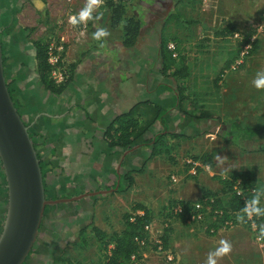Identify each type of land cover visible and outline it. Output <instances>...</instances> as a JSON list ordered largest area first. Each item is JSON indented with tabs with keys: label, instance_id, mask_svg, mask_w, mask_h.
<instances>
[{
	"label": "rangeland",
	"instance_id": "374dc122",
	"mask_svg": "<svg viewBox=\"0 0 264 264\" xmlns=\"http://www.w3.org/2000/svg\"><path fill=\"white\" fill-rule=\"evenodd\" d=\"M42 1L44 14L41 17L27 1H20L16 9L11 11L13 14L8 18L1 15L0 21L6 26L5 36L0 38L3 43L5 79L13 89L15 100L20 104L19 112L33 135H42V130H45L44 119L35 117L39 113V88L43 86L36 73L35 76L31 74L30 78L27 75L34 66L33 44L40 43L45 47L49 65L48 80L56 86L65 87L59 96L48 92L51 97L59 98L71 86L73 65L78 61L80 47H86L81 45L90 42L95 50H105L102 43H109L112 35L121 39V45L123 41L122 24L113 29L109 27V14L104 9L103 0L92 12L91 19L81 20V27L78 26L79 14L89 0ZM148 3V0H136L130 5L139 16L144 17L141 35L153 43L159 41L160 52V44L162 41L165 43V49L173 61L168 75L182 62L189 68L188 78L180 83L175 84L173 79L166 78L174 90L177 88L182 91V111L196 118L207 115L225 123L238 121L246 127H263L264 87L257 89L253 81L257 73H264V0H151ZM72 26L76 31L83 27L81 33H77ZM221 27H233L235 32L225 38L215 36ZM98 28L106 29L109 35L101 40L94 39L93 34ZM252 31H255L254 37L244 44L245 36ZM170 45L173 49L169 48ZM131 57L133 55L125 57L127 63L131 62ZM233 58L234 61L226 68ZM15 74L25 76L16 78ZM175 110L180 120L168 121L167 134L162 127L157 132L152 127L148 135L152 137L153 134L164 133L157 147L159 153L153 157L160 161L158 166L164 171L161 182L144 174L146 164L152 159H148L150 155L146 150L142 152L139 166L135 168L144 166L142 173H136L138 186L133 188L134 183L124 193L116 192L114 185L103 176L102 165L105 162L102 156L94 159L95 166L61 165L66 160L59 150L51 152L45 149L44 144L38 147L42 161L50 169L46 177V200L50 201L53 196L61 201L87 195L93 186L99 188L103 197L94 195L46 208L40 226L42 232H39L33 247V251L35 248L36 253L41 254L32 253L27 264H48L53 258L55 264H105L106 257L114 247L115 237L124 231L127 221L131 222V219L144 212L149 216V229H144L147 241L139 247V258L138 255L133 256L129 264H201L199 255H204L203 263L206 264L209 253L215 252L214 240L219 245L222 240L231 245L229 253L216 258L218 264H247L237 262L235 255L241 251L246 253L247 247L249 250L250 247L242 242L241 246L234 248L232 242L245 238L242 235L244 231L256 247L262 244L264 240H258L257 237L261 227H264V215L247 216L245 208L228 212L231 225H219L210 232L215 217L208 209L203 223L187 226L172 211L177 201L172 198L175 183L171 176H175L178 183L185 185L190 181L199 188L197 178L199 175L206 177L219 188L216 190L218 192H210L201 187L202 193L219 194L225 205L231 196L227 180L233 174L246 173L247 179H241L243 187L253 191L246 204L257 193H261L260 206L264 207V152L246 154L234 145L225 143L214 133L201 134L200 131L210 130L204 122H185L188 126L181 130L182 114L178 105ZM136 121L139 124V120ZM171 134L181 136L174 137ZM88 160L93 162L91 158ZM168 167L173 170L169 171ZM193 167L195 175L189 173ZM88 176L89 179L93 177L92 183L85 184ZM237 217L244 219L238 220ZM256 222H260V225L257 226ZM71 230H75L74 233ZM77 230L79 234L80 230L83 231L82 241L79 237L75 239ZM70 240L76 242L65 244V241ZM167 256L172 261H168Z\"/></svg>",
	"mask_w": 264,
	"mask_h": 264
},
{
	"label": "crops",
	"instance_id": "0c3cea01",
	"mask_svg": "<svg viewBox=\"0 0 264 264\" xmlns=\"http://www.w3.org/2000/svg\"><path fill=\"white\" fill-rule=\"evenodd\" d=\"M80 22L83 25L81 20ZM82 28L79 31L74 29L77 33H81ZM141 36L137 42L138 45L130 49L121 45L119 43L121 39H116L115 35L111 36L109 43H102L105 50H95V47H91L90 42H87V45H81L86 47L83 49L80 47L81 51L77 56L78 61L72 68L71 86L66 94L59 98H53L43 88H39V107L37 108L39 113L35 117L44 119L45 130H42L44 147L51 152L52 150L61 152L63 159L66 160L61 165L95 166L94 159L96 160V158L102 156L104 158L103 162H105L102 165L103 176L114 185L117 182L116 180H119L122 171L137 170L135 168L139 166L138 160L143 151L148 150V155L151 153V148L141 144L135 146L130 155L125 156V152L119 155L108 150L103 140V134L116 118L132 113L133 119H138L139 124L143 125L153 118L155 109L161 108L167 111L164 116L167 128L168 121L177 118L180 120L176 115V107H173L175 90L168 83V80L162 76L159 41L153 43L148 37L144 39L143 35ZM114 44L120 45L112 47ZM112 49L114 52H112ZM128 55H133V58L131 57V62L128 61L127 63L125 57ZM32 64L34 65L32 66L33 71L27 73L28 78L36 75L34 57ZM24 67L28 70L25 63ZM24 76L23 74H21V77L16 75V78H23ZM182 119L183 117L181 118L183 127L181 130H185L188 125ZM153 127L156 132L164 129L158 122ZM161 127L162 129H159ZM126 156L127 158H125ZM89 158L93 162H90ZM159 162V160L152 158L151 162L146 164L147 169L144 174L146 177H152L161 182L160 179L164 175V171L158 166ZM167 169L169 171L173 170L171 167ZM2 173L0 170V225L3 223L6 207V186ZM85 173L90 172L86 171ZM136 175V172L132 174L135 183L133 188L138 186ZM92 178L90 176L89 179L88 176V181H85V184L92 183ZM197 181L200 188L202 187L210 192H218L216 190L219 187L209 182L206 177L202 178V175H199ZM104 185L106 188V183ZM95 188L93 186V190L87 193L100 192L99 188L94 191ZM200 188L190 181L185 185L182 182H177L173 185L174 194L172 198L177 202H198L203 196ZM62 224L67 226L66 223ZM71 231L74 233L75 230ZM39 232L41 234V227ZM242 232L245 238L234 240L232 246L236 248V246H241L242 242H246L245 244L250 247V250L247 247L246 253L237 252L235 255L236 261L247 264H264V242L256 247L252 239L249 238L248 233ZM78 237L79 230L75 234V239ZM73 242L76 241H65V244ZM217 243V240L213 241L214 251L220 247ZM199 246H201V243ZM34 253L37 254L35 248ZM199 257L202 260L200 263L205 264L203 263L205 261L204 255L203 257L199 255ZM218 262L219 260H217V264ZM48 264H55V259L49 260Z\"/></svg>",
	"mask_w": 264,
	"mask_h": 264
},
{
	"label": "trees",
	"instance_id": "16d2710c",
	"mask_svg": "<svg viewBox=\"0 0 264 264\" xmlns=\"http://www.w3.org/2000/svg\"><path fill=\"white\" fill-rule=\"evenodd\" d=\"M22 1H31V0H22ZM33 5L38 11V15L41 17L44 14V3L42 0H32ZM34 1L36 3L34 4ZM104 1V9L109 14V27L111 29L121 27L122 34V45L127 48H133L141 37L143 25H144V17L139 16L136 11L130 8V5L136 0H103ZM153 1V0H152ZM180 1V0H177ZM151 3V0H148ZM176 2V0H175ZM5 5V8H2V4ZM148 3V4H149ZM7 4V5H6ZM12 0H0V14L6 15L10 17L13 13L11 12L13 9H16L17 5ZM41 5V6H40ZM171 16V15H170ZM173 17V15H172ZM178 18V17H176ZM0 29L3 31L6 29V26L0 22ZM235 30L233 27H221L218 31H216L215 36L225 38L227 36H232ZM255 35V31L250 32L245 36L244 44H248L251 41V37L253 38ZM2 38V36L0 37ZM1 42V39H0ZM254 43H252L253 45ZM161 45V61H162V76L164 78L170 77L173 79L175 84L182 82L187 79L189 76V68L183 62L179 67H177L170 75H168L171 66H173V61L171 59V55L166 51V45L162 41ZM2 50L3 43L1 42ZM34 59L36 62L35 73L38 76V80L40 84L43 86L45 92H49L51 95L59 96L63 93V86H56L51 81L48 80L47 75L49 71V65L47 63L45 47L40 43H34ZM226 64V68L230 66V64L234 61ZM183 60V59H182ZM2 61L4 63V56L2 51ZM3 67L4 77L5 71ZM6 86L10 95L11 100L13 101L14 107L16 108L22 122L26 127L29 125L23 120L22 115L20 114V104L15 100L13 89L9 85L8 81L5 79ZM174 106L179 108L180 114H182V121L184 122H195L200 121L204 122L210 130H203L199 133H214L218 137H220L225 143H230L238 148L240 151L246 154L264 152V126L261 128H251L241 125L238 121L233 122H222L218 119L212 118L210 116L204 115L198 118L193 117L181 109V103L183 101L182 91L179 89H175L174 91ZM177 102V103H176ZM176 103V104H175ZM166 110L157 108L155 109L153 118L147 123L140 125L136 120L133 119L132 113L120 116L116 118L106 129L103 134V140L106 144V148L116 154H123L126 151L132 150L138 144L147 146L151 148V153L148 159H151L158 155L159 151L157 149L159 143L164 137V133H156L153 134L151 138H148L149 132L152 130L153 125L158 122L160 125L164 127V132L167 134L168 128L166 126L164 116L166 115ZM212 128V129H211ZM29 137L33 142L34 150L36 151L37 158L39 160V166L41 170L44 193L47 199L48 189L46 184V177L50 172L49 167L42 161L40 154L38 153V147L44 144V138L40 134L33 135V133L29 132ZM174 137H180L181 135L171 134ZM36 138V139H35ZM127 158V156L125 157ZM144 166L138 168L136 171H122L119 175L118 185L117 182L114 184V188L117 185L116 192L124 193L130 190L134 184V180L132 177L133 172L142 173ZM2 171V168L0 169ZM3 175V173H2ZM4 177V175L2 176ZM246 177V178H245ZM241 179H247L246 173H237L231 175L230 179L227 180V185L231 191V196L229 198V202L227 204H223L221 201L219 194H212L210 192L204 191L200 204L203 209L210 210V214L214 215L215 220L212 224V227L209 229H216L219 225H222L225 221L230 219V214L228 212L232 211H240L245 208L246 200L249 198L247 193H244L243 196H236L232 191V185L240 181L242 184L241 187L243 192L245 189L243 187V181ZM5 182V180H4ZM223 184V183H222ZM229 189H227L229 191ZM227 191V193H228ZM102 196V195H100ZM244 198V200H243ZM58 198L53 196L50 201H55ZM208 199H213V202H209ZM186 205L190 207L189 203H179L176 202L173 205ZM48 208V207H46ZM45 208V209H46ZM220 210L222 212L220 217H217L214 213L216 210ZM190 209L188 210V212ZM149 216L147 212H144L141 216H135L131 222L127 221L124 231L114 240V247L111 250L109 256L106 257L105 264H129L132 256L138 255V258L141 254V250L139 247L140 243H146L147 235L145 234V227L148 226ZM257 226L260 225V222H256ZM2 225V223H1ZM0 225V226H1ZM260 228V227H259ZM83 231L79 234V239L82 241ZM33 253L31 251L30 255Z\"/></svg>",
	"mask_w": 264,
	"mask_h": 264
},
{
	"label": "water",
	"instance_id": "95a60500",
	"mask_svg": "<svg viewBox=\"0 0 264 264\" xmlns=\"http://www.w3.org/2000/svg\"><path fill=\"white\" fill-rule=\"evenodd\" d=\"M132 150L126 151L124 156ZM0 164L6 186L5 216L0 229V264L26 263L38 239L46 207L103 195L97 192L68 200H46L39 160L28 127L22 122L6 86L1 42Z\"/></svg>",
	"mask_w": 264,
	"mask_h": 264
},
{
	"label": "clouds",
	"instance_id": "9594fccd",
	"mask_svg": "<svg viewBox=\"0 0 264 264\" xmlns=\"http://www.w3.org/2000/svg\"><path fill=\"white\" fill-rule=\"evenodd\" d=\"M101 0H89V3L83 8L79 14L80 20H86L92 18V12L96 7L99 6ZM94 39L101 40L104 37L109 35L108 31L104 28H98L96 32L93 34ZM254 86L259 89L264 87V73H257L256 78L253 81ZM260 197L261 193H257L245 206L244 212L247 216L252 215H264V207L260 206ZM238 220H243L244 217H237ZM258 240H264V227H261L259 231V235L257 237ZM231 250V245L227 241H221L220 247H218L215 252H210L206 264H217V257L226 255Z\"/></svg>",
	"mask_w": 264,
	"mask_h": 264
},
{
	"label": "built area",
	"instance_id": "2783aa9c",
	"mask_svg": "<svg viewBox=\"0 0 264 264\" xmlns=\"http://www.w3.org/2000/svg\"><path fill=\"white\" fill-rule=\"evenodd\" d=\"M169 48L173 49V46L170 45ZM195 166H198V164H194ZM195 167H193L190 170V174L191 175H195ZM171 180L173 183L177 182V178L175 176H171ZM232 191L236 196H243L244 193L252 194L253 191L251 190H245V192H243V189L241 187V183L240 181H237L234 183L233 187H232ZM244 200V198H243ZM209 202H213V199H208ZM247 205V204H246ZM190 209V211L188 212V210ZM173 214L175 216H178L180 219H182L185 223V225L187 226H192L194 224H200L203 223L204 220V214H205V209H203L202 205L200 204V202H196L194 204H191L190 207H187L185 204L184 205H177L173 208ZM217 217H220L222 212L220 210H216L214 211V213ZM133 219H131L132 221ZM231 222L229 221H225L221 226L222 227H227L230 226ZM149 226L145 227V230H148ZM210 232H213V229L210 230ZM143 243H140V246H143ZM131 259L133 260L134 257L132 256ZM167 260L168 261H172L171 257L167 256Z\"/></svg>",
	"mask_w": 264,
	"mask_h": 264
},
{
	"label": "flooded vegetation",
	"instance_id": "af4514ba",
	"mask_svg": "<svg viewBox=\"0 0 264 264\" xmlns=\"http://www.w3.org/2000/svg\"><path fill=\"white\" fill-rule=\"evenodd\" d=\"M13 2H15L16 4L15 5H17V2H19L20 3V1L21 2H23L22 0H12ZM30 5H31V7L34 9V11L36 12V13H38V11L36 10V8H35V6L33 5V1L31 0V1H27ZM36 3V1H34V4ZM2 20V17H1V14H0V21ZM1 30V29H0ZM1 36H5V31L3 30H1V34H0V37ZM1 48H2V46H1ZM35 60V59H34ZM36 63V62H35Z\"/></svg>",
	"mask_w": 264,
	"mask_h": 264
},
{
	"label": "bare ground",
	"instance_id": "6f19581e",
	"mask_svg": "<svg viewBox=\"0 0 264 264\" xmlns=\"http://www.w3.org/2000/svg\"><path fill=\"white\" fill-rule=\"evenodd\" d=\"M78 26H79V27H81V26H82L81 22H79V23H78Z\"/></svg>",
	"mask_w": 264,
	"mask_h": 264
}]
</instances>
